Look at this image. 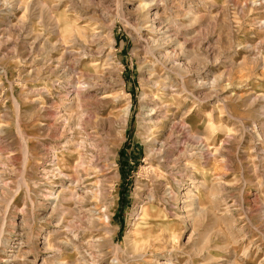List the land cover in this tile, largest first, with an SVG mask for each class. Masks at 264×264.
I'll list each match as a JSON object with an SVG mask.
<instances>
[{"label":"rangeland","instance_id":"obj_1","mask_svg":"<svg viewBox=\"0 0 264 264\" xmlns=\"http://www.w3.org/2000/svg\"><path fill=\"white\" fill-rule=\"evenodd\" d=\"M6 1L0 0V264H264V0ZM96 23L102 27L93 42ZM48 50L51 59L43 56ZM106 53L119 84L104 69ZM74 58L80 79L106 76L86 89L91 98L82 97L81 110L73 109L91 131L86 151L104 166L87 171L91 194L83 209L93 211L92 221L73 202L67 213L37 206L50 189L41 145L52 144V120L33 113L30 91L46 87L42 102L64 105V88L51 79H62L57 60ZM159 80L164 89L151 84ZM103 93L119 98H92ZM142 93L152 107H144L148 133L139 126ZM127 100L123 125L119 107ZM175 121L185 136L213 145L208 162L180 155L164 167L150 153L158 143L148 137L165 141L160 155L186 153L183 142L166 140ZM183 163L193 168L184 184L223 183L215 197L196 192L204 213L194 220L179 209L185 186L168 176ZM160 181L174 192L169 204L141 201L144 188L158 192ZM59 188L53 184L55 193Z\"/></svg>","mask_w":264,"mask_h":264},{"label":"bare ground","instance_id":"obj_2","mask_svg":"<svg viewBox=\"0 0 264 264\" xmlns=\"http://www.w3.org/2000/svg\"><path fill=\"white\" fill-rule=\"evenodd\" d=\"M7 1L9 3V1H12V0H7ZM44 13H45L47 21L50 23V27H52V29H56L57 21L55 20V18L50 16L49 14L47 15L46 11H44ZM96 26H98L97 30L96 31L94 30V32H92L93 40L91 41L93 42H96L99 39L98 35L101 33L102 24L96 23ZM73 50H64V53L71 56L72 54H74ZM80 50L82 51V49ZM75 51L77 52V50ZM50 52L51 51L48 50L45 53V55H43L44 58H46V56L49 55L48 59H51ZM81 54L83 55L82 52ZM113 61L114 60L111 54L106 53V58H105L106 64H105L104 69L107 70L109 78L111 77V79L114 81L115 84H119V81H120L119 76L112 71ZM77 63H78L77 58H74L73 60L68 59V61L65 63L64 62L62 63L60 60H57L55 64L56 68H58V65L61 64L62 71H61V75H59V78H62V79L60 81H58V79H51V80L54 81L53 84H57L61 88L62 87L64 88V92L63 94H61V96L66 99V102L64 105L57 106V105H54L53 103H50L48 105L44 104L42 102L41 97L48 94V89L46 87H34L31 89V91L29 89V91L32 94H34V98H32V101H31L33 103L32 105L33 113L37 115L38 117H41L43 115L49 118L50 120H52L51 125H49L50 126L49 128H52V133L50 134V138L52 139V144L50 146L43 144V147L41 145V150H42L41 152H42V155L45 156V160H42V161L40 160L41 163L43 162L41 165L43 166L42 170L44 174L42 175H45L44 177L46 179V183L50 186V189L49 190L46 189L44 195H42L43 198L46 200V202H38L37 206L38 208L41 207V209H46L49 203L50 211L57 210L59 211V213H67L69 210V206H67L66 204H71L73 202L77 205V208L79 209L82 208L81 211H83L84 214L87 213V215L91 217L93 211H91L90 209H83L85 199H87V196L91 194V190L87 188V183H86V181L88 180L87 171L92 169V172L96 173L100 170H104V166L100 165L98 159L96 158L94 154H90L88 153L89 151L88 152L86 151L87 148L92 147V145L90 144V141L88 142L89 137L91 138V133H89L91 131L89 132L86 131V129L81 125V117L78 113L79 112L78 110H81V105L83 103L82 97H84L85 99L91 98L90 94L87 93L88 91L86 89H88V87L90 86L98 87V86H101V84L106 83L104 79L106 76L104 77L103 74H96V75L91 74V76L88 75V77L86 78L87 80H84L83 78L80 79L78 75L79 73L75 71ZM99 81H101V84ZM151 84L153 85L160 84L161 89L165 88V83L160 80L159 82L155 81V82H152ZM93 96L94 97L92 98L96 99L97 101L109 99L115 102L119 98L118 95H112L109 93H103L99 97L97 96V94ZM146 97L147 96L144 93H142L140 97V100L143 103L141 105V109L143 107V110L140 112L141 117L139 118V121H140L139 126L143 130V132L148 133L151 130L150 129L148 130V128L144 125V124H147L144 122V115L145 116L147 115L144 113V107H149V105L145 103L147 101ZM74 108L78 111L77 113L76 111H74L75 110ZM129 108H130V102L128 100L119 107V110L122 112L121 122L123 123V125L127 121L126 119H127V115L129 112ZM151 110H152V107L150 106L149 111ZM55 121L59 122V124H52ZM37 125L42 126V125H45V123H41L40 121H38ZM3 127L4 126L0 127L1 132H2ZM190 134L185 136L183 127L180 126L179 123H176V121L174 123H170V126L167 130L166 140L172 141L173 143L171 144H174V146H176V144L180 142H183L185 144L184 148L187 147V151L186 153H184V149L182 148H180V150L173 148V151H168L164 155H160V154L165 145V141L159 142L155 137H148V136H145V137H148V141H150L151 143H158L157 146L153 145L151 148H149L150 149L149 151L151 154L156 155L158 157L157 161H159V164L164 167H168V163H167L168 161L176 163L181 157L180 155L182 156L185 155L189 160L191 158H197L198 160H201L203 164H205L206 162L209 161L210 157L215 154L216 149H214V152L210 153V150L211 148H213V145L208 144L206 141L204 142L203 140H200V137H197L192 134L190 135ZM60 140H64V141H61L63 142L61 145H59ZM91 140L93 141V139ZM60 152H63L66 155V158L68 161H64L62 160V158L59 157ZM86 165H88L87 166L88 169L85 168ZM189 165H187L186 163H183V165H179L175 169H172L170 167L171 170L168 172V176L171 178L173 183H175L177 186H179V184L181 186H185L183 188V191L181 192V197L179 198L176 197V198H178L177 199L178 202L181 203V205H179V209L182 210L187 220L188 219L194 220L204 213V208L199 206L200 203L198 204L199 198L196 192L198 193L199 191L204 196L207 195V196L215 197L218 191L216 187L218 186L222 187L223 183L219 184V183L213 182L210 185H208L205 182L206 180L204 182L203 181L201 182V181L196 180L195 178H188L189 182L188 183L186 182L187 184H184L182 181V178H186L187 176H189L188 174L193 169ZM69 169H71L70 172L67 171ZM84 170L86 172L85 175H84ZM108 173H110V171L103 173V175H101V178L96 177L95 180L98 183V185H101L102 182L106 180V178L108 177L107 175ZM55 183H57L60 186L57 193L53 191V184ZM75 187L82 188V191L79 192L75 190L74 189ZM144 189L145 190H143V193L141 194L142 196L141 201L146 202V201L158 200L162 202L163 204H169L170 198L174 197L173 196L174 192L171 186L169 184H163L161 181L158 183V192H156L155 189H152L149 187L144 188ZM96 194L100 195L101 192L98 191ZM21 210L22 209L20 208L19 211L22 212ZM144 216H146V214L143 211L142 215L138 218L140 220L139 222H141L142 219H144ZM90 219L92 221L93 216ZM69 227L67 229H70ZM64 234L65 236L67 235V237L69 235L68 232H65ZM69 240L70 242H72L71 238ZM55 243L58 244L57 241H55ZM139 245L137 242L134 243L132 247L133 250L136 251Z\"/></svg>","mask_w":264,"mask_h":264}]
</instances>
